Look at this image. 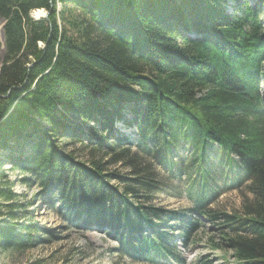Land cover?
Segmentation results:
<instances>
[{"label":"trees","instance_id":"obj_1","mask_svg":"<svg viewBox=\"0 0 264 264\" xmlns=\"http://www.w3.org/2000/svg\"><path fill=\"white\" fill-rule=\"evenodd\" d=\"M0 20V251L41 232L28 215L16 225L10 170L73 223L117 235L132 262L183 264L178 243H204L264 264V0H0ZM154 168L192 208L148 205ZM230 183L245 186L240 209L209 208Z\"/></svg>","mask_w":264,"mask_h":264},{"label":"rangeland","instance_id":"obj_2","mask_svg":"<svg viewBox=\"0 0 264 264\" xmlns=\"http://www.w3.org/2000/svg\"><path fill=\"white\" fill-rule=\"evenodd\" d=\"M59 8L60 5L57 10ZM44 14L35 16L32 12L31 17L39 19L43 18ZM3 24L4 22L0 20V64L4 43ZM261 93L264 96V81L261 85ZM117 129L124 128L117 126ZM126 133L129 132L126 131ZM68 149V151H73L72 153L78 161H89L88 152L81 149L79 145L69 146ZM105 161L107 158L102 159L101 163ZM8 168L9 166H6L4 169ZM104 168L108 173L130 175V170L121 169L119 165L107 164ZM157 170L158 172L155 169L159 181H164V184L160 191L154 190L153 195H150L153 198L151 202H147L148 205L171 211L192 208L194 201L190 200L188 193L186 194L187 186H183L178 179L169 180L175 172H171L173 170L167 168L163 170L157 168ZM4 174L12 182L11 190L18 195L16 203L19 204V209L16 212V225L24 224L23 218L28 215L31 218V225L41 229V232L37 233V238H33L36 242L33 246L21 251H0V264H143L132 262L121 251L117 235L97 229L93 225L73 223L70 218H67V215H64V210L58 203L49 204L47 197L40 198L41 192L38 186L34 183H31L30 186L23 183L27 177L25 174L10 170H5ZM212 194L214 195L213 202L209 208L227 214L238 211L242 199L248 195L245 186L240 183H230L225 187L214 188ZM193 217L195 218V216ZM202 230L206 232V238H212L215 235L213 226L207 223L204 224ZM179 251L177 253H180L178 255L183 259V264H199L205 260L208 261V264L232 263V258L228 257L231 254L224 257L218 251L206 249L204 243L189 244L184 249L180 247ZM170 264L176 263L171 262Z\"/></svg>","mask_w":264,"mask_h":264},{"label":"bare ground","instance_id":"obj_3","mask_svg":"<svg viewBox=\"0 0 264 264\" xmlns=\"http://www.w3.org/2000/svg\"><path fill=\"white\" fill-rule=\"evenodd\" d=\"M33 13L35 14V16H40V15L42 16L44 12L42 10H37L34 11Z\"/></svg>","mask_w":264,"mask_h":264},{"label":"water","instance_id":"obj_4","mask_svg":"<svg viewBox=\"0 0 264 264\" xmlns=\"http://www.w3.org/2000/svg\"><path fill=\"white\" fill-rule=\"evenodd\" d=\"M45 13V12H44ZM47 13L44 14L43 18H46L47 17ZM0 98H6V96H0Z\"/></svg>","mask_w":264,"mask_h":264}]
</instances>
